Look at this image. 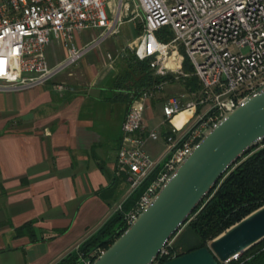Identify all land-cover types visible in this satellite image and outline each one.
<instances>
[{
    "label": "built area",
    "instance_id": "1",
    "mask_svg": "<svg viewBox=\"0 0 264 264\" xmlns=\"http://www.w3.org/2000/svg\"><path fill=\"white\" fill-rule=\"evenodd\" d=\"M139 18L143 32L131 46L135 56L149 60L156 75L176 78L187 76L183 72L187 57L200 89L163 103V124L172 126L165 135L168 154L162 162L146 151L148 139L156 141L160 133L148 128L145 113L167 82L142 91L131 102L116 154L115 176L123 177L127 187L117 211L153 179L125 215L128 226L152 204L204 134L264 88V0H0V92L49 83L57 92H73L55 79L118 35L125 22ZM166 28L165 36L171 33L173 38L162 41L158 34ZM89 31L99 33L80 45L77 37ZM54 43L66 56L51 66L47 48ZM182 113L188 117L178 128L173 120ZM103 252L95 251L81 264H92ZM170 256L165 247L153 264Z\"/></svg>",
    "mask_w": 264,
    "mask_h": 264
},
{
    "label": "crops",
    "instance_id": "2",
    "mask_svg": "<svg viewBox=\"0 0 264 264\" xmlns=\"http://www.w3.org/2000/svg\"><path fill=\"white\" fill-rule=\"evenodd\" d=\"M93 36L79 35L78 43ZM128 55L100 46L55 79L75 92H57L51 83L0 92V264H59L124 202L126 185L117 188L115 202L116 187H110L130 107L124 99L129 93L116 89L114 81ZM47 56L54 66L66 51L54 43ZM177 82L191 95L181 80L167 82L145 113L148 128L160 133L158 140L148 139L146 151L160 162L167 157L165 135L172 126L163 124L162 105ZM187 117L183 113L173 123L180 128ZM31 221L36 239L17 237L15 229Z\"/></svg>",
    "mask_w": 264,
    "mask_h": 264
},
{
    "label": "water",
    "instance_id": "3",
    "mask_svg": "<svg viewBox=\"0 0 264 264\" xmlns=\"http://www.w3.org/2000/svg\"><path fill=\"white\" fill-rule=\"evenodd\" d=\"M264 142V88L208 130L152 204L92 264H153L227 170ZM264 240V206L197 249L164 264L229 262Z\"/></svg>",
    "mask_w": 264,
    "mask_h": 264
},
{
    "label": "trees",
    "instance_id": "4",
    "mask_svg": "<svg viewBox=\"0 0 264 264\" xmlns=\"http://www.w3.org/2000/svg\"><path fill=\"white\" fill-rule=\"evenodd\" d=\"M165 32L163 29L158 34L160 40L167 41L173 38L171 33H168L167 38ZM141 33L142 31H139V35ZM128 54L129 57L124 61V69L115 79L114 86L116 89L129 93L128 96H124V99L130 104L142 91L162 82L181 80L190 93L200 89L199 81L193 74V67L187 57L183 66V72L187 76L176 78L174 75L158 76L150 68L149 60L141 61L133 52H128ZM152 179L129 198L123 204L122 209L117 211L95 235L86 240L76 252L69 254L59 264H81L82 259L88 258L95 251H106L128 229L125 215L136 206ZM123 183V177L113 176L110 187V189L116 187L111 196L113 202L117 201L119 197L117 188ZM263 206L264 142L245 154L227 170L209 196L193 212L189 221L181 227L180 232L183 231L178 232L167 243L166 248L169 249L171 256L163 258L161 263H166L172 257H180L197 249L208 248L214 239ZM35 223L36 221H31L15 229L16 236L28 235L32 240H35ZM187 230L194 234L196 243L192 246L183 247L184 243L181 241V236ZM176 237L177 239L174 240ZM218 264L223 263L219 262ZM229 264H264V240L241 254L237 260L230 261Z\"/></svg>",
    "mask_w": 264,
    "mask_h": 264
},
{
    "label": "rangeland",
    "instance_id": "5",
    "mask_svg": "<svg viewBox=\"0 0 264 264\" xmlns=\"http://www.w3.org/2000/svg\"><path fill=\"white\" fill-rule=\"evenodd\" d=\"M139 31L143 32V23H142L141 18H139L135 21H127L120 27V31H119L118 35H115V36L105 40L100 46L107 48L108 46L113 45L116 49H122L123 52H133L131 49V46L133 48L134 45L136 44V41H137L138 37L140 36ZM165 31L168 32L169 29L166 28ZM90 32L95 33L96 36L99 33L97 31H90ZM183 53H184V51H183ZM112 57L114 58L116 56L113 55ZM181 86H183V85H180L179 82L175 83V86H173V90H172L171 96H169V98L174 97V96L185 95V89ZM13 123H14V125H16V124L20 125L18 121H15ZM176 239H177V237L174 240H176ZM181 241L184 243L182 245L183 247L184 246H192L196 243V237L194 236V234H192L190 231L187 230L181 236ZM172 242H174V241H172Z\"/></svg>",
    "mask_w": 264,
    "mask_h": 264
},
{
    "label": "bare ground",
    "instance_id": "6",
    "mask_svg": "<svg viewBox=\"0 0 264 264\" xmlns=\"http://www.w3.org/2000/svg\"><path fill=\"white\" fill-rule=\"evenodd\" d=\"M182 114H183V113H182ZM180 115H181V114H180ZM180 115H179V116H180Z\"/></svg>",
    "mask_w": 264,
    "mask_h": 264
}]
</instances>
